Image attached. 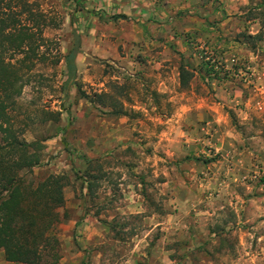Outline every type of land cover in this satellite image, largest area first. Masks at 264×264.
Masks as SVG:
<instances>
[{
    "label": "rangeland",
    "instance_id": "obj_1",
    "mask_svg": "<svg viewBox=\"0 0 264 264\" xmlns=\"http://www.w3.org/2000/svg\"><path fill=\"white\" fill-rule=\"evenodd\" d=\"M29 2L47 60L11 115L67 182L44 264H264V0Z\"/></svg>",
    "mask_w": 264,
    "mask_h": 264
},
{
    "label": "trees",
    "instance_id": "obj_2",
    "mask_svg": "<svg viewBox=\"0 0 264 264\" xmlns=\"http://www.w3.org/2000/svg\"><path fill=\"white\" fill-rule=\"evenodd\" d=\"M122 17L114 15L111 19ZM50 25L45 13L29 0H0V252L6 261L17 264H44V256L58 244L53 231L65 217L61 209L65 203L66 177L53 173L38 179L35 176L36 170L43 166L42 150L47 138L25 140L18 114L11 115L19 107L21 83L28 81L25 79L36 63L47 60L49 40L44 31ZM73 39L66 55L54 56L55 65L64 62L63 90L76 73L79 34L74 32ZM191 78L192 74L180 66L181 86H187ZM101 95L96 94L98 98ZM40 115L38 121L47 123L59 112L42 108ZM86 175H90L88 171ZM91 180L89 176V188ZM57 252H52V264L60 259Z\"/></svg>",
    "mask_w": 264,
    "mask_h": 264
}]
</instances>
